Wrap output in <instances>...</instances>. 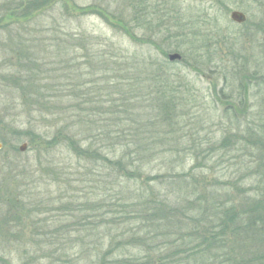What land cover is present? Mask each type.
<instances>
[{
	"label": "rangeland",
	"instance_id": "obj_1",
	"mask_svg": "<svg viewBox=\"0 0 264 264\" xmlns=\"http://www.w3.org/2000/svg\"><path fill=\"white\" fill-rule=\"evenodd\" d=\"M23 1L45 4L39 11L32 8L31 17L25 19L21 16L26 11ZM234 11L243 13L246 22H234ZM191 22L195 35L207 39L204 35L211 34L208 49L197 53L203 64L194 59L198 46L205 44L186 42L191 33L186 27ZM53 32L79 34L81 42H75L67 56L57 57L48 40ZM84 47L88 55L99 51L100 61L110 63L108 67L100 64L97 73L90 69L92 74L85 77L100 79V88L118 83L120 67L111 65L113 62L125 63L123 68L131 71L151 59L163 61L170 54L181 55L180 61L171 62L169 74L175 76L176 84L180 80L183 84L182 117L175 138L166 141L168 145L178 142L179 154L153 161L145 171L148 175L153 168V175L164 176L162 193L175 186L173 192L179 187L187 196L196 180L194 197L206 194L209 199L214 194L217 206L241 213L263 199L264 154L254 144L258 134L264 133V0H0V264H26L25 242L33 238L43 242L50 238L53 244L48 248L56 254L50 257L43 251L40 255L45 258L27 264H88L97 253L93 246L100 239V229L93 233L88 229L90 223L100 225V205L89 207L100 204V171L85 167L84 161L66 151L61 150L57 157L45 156L46 150L54 148L46 144L51 141L45 136L52 123L40 122L23 100L24 80L36 75L38 95H49L60 105L53 99L60 85L53 77H60L66 86L70 81L58 69L81 65L88 72L90 55ZM187 48L192 51L186 52ZM86 89L80 88V93ZM108 91L114 93V86ZM77 103L66 101L60 106L73 109ZM195 142L200 144L199 151L190 148ZM25 165L30 167L26 170ZM51 167L65 168L64 175L49 176ZM181 175L182 179L177 178ZM126 185L123 180L118 189ZM129 188L125 191L144 187L131 182ZM64 204L83 208L70 213ZM59 223H68L72 234L55 231ZM257 229L251 243L245 241V231L226 233L231 264L264 256V227ZM29 247L30 252L37 250L34 245Z\"/></svg>",
	"mask_w": 264,
	"mask_h": 264
},
{
	"label": "trees",
	"instance_id": "obj_2",
	"mask_svg": "<svg viewBox=\"0 0 264 264\" xmlns=\"http://www.w3.org/2000/svg\"><path fill=\"white\" fill-rule=\"evenodd\" d=\"M42 4L39 1H23L26 11L21 16L29 19L31 9L39 11ZM197 17L201 18L199 14ZM186 29L191 32L188 38L186 36V42L192 45L196 43V46L205 44V47L198 46L194 59L196 64L201 63L202 57L197 53L201 48H207L206 42L211 34L204 35L207 39L195 35L193 22ZM65 35L53 32V36L48 39L55 46L57 57L63 54L67 56L71 46H75V42H81L79 34ZM62 46H65V51ZM84 48L88 55L87 47ZM35 49L27 47L30 51ZM185 51L191 52L192 49L187 48ZM89 55L88 72H84L81 65H74L71 70L68 66L58 69L65 71L63 77L67 82L70 81L66 86L60 77H53L60 84L56 87L59 93L53 99L59 101L60 105L66 101L78 102L73 109L55 104L49 95H38L40 84L33 80L37 78L36 75L24 80L26 94L23 99L25 107L32 108L31 111L39 116L40 122L52 123L50 128H53H49L45 136L51 141V144H46L55 149L51 147L46 150L45 156L57 157L61 150L66 151L84 161L85 167H98L97 170L100 171V204L89 205L93 209L100 205V215L97 217L100 225L90 223L88 229L90 233L100 229V239L93 246L97 253L88 264H231L226 233L231 230L237 235L245 231L244 239L251 243L258 233V226L261 230L264 227V197L259 201L255 200L249 210L241 213L234 208L217 206L214 194L209 199L206 194L194 197L199 184L196 180L190 186L192 191L187 196L183 195L179 187L178 191L173 192L176 190L173 188L175 186L167 190L170 193H162L164 176L159 173L153 175V168L148 175H145V171L153 161L167 160L179 154V143L168 145L166 141L175 138L176 126L182 117L179 113L182 109L180 99L184 103L181 80L176 84L175 76L169 74L173 67L169 60L151 59L145 66L139 64L131 71L123 68L125 63L113 62L111 65L115 63L120 67L116 79L118 83L100 88V79L85 80V77H89L88 73L92 74L90 69H95L97 73L100 72V64L108 67L110 63L107 60L100 61L99 51L93 54L89 52ZM30 63L34 62L26 63V68ZM63 63L61 61L58 65ZM128 67L129 63H126V68ZM85 86L89 89L80 93L83 91L79 89ZM110 86L115 89L112 94L108 91ZM255 145L264 154V133L258 134ZM166 146H169L168 150L164 149ZM190 148L192 151H199L200 144L195 142ZM37 158L41 159L39 152ZM26 161L29 163L30 158ZM262 164L264 165V159ZM28 167L30 166L25 165L24 168L27 170ZM64 169L56 170L51 167L49 176H63ZM143 175L146 176L145 180L142 179ZM177 178L182 179L183 175ZM123 180L127 185L119 190ZM131 182H140L144 188L125 191V188L130 189ZM85 206L87 208L88 203ZM63 207L70 213H79L83 208L66 204ZM59 224L55 231L72 234L68 223ZM37 229L41 232L40 228ZM30 244L37 250L30 252ZM52 244L50 238L44 242L35 238L25 242L23 261L26 264L29 261L38 262L45 258L44 254L40 255L43 251L53 257L56 252L48 248ZM88 248L91 249V244ZM241 263L264 264V256L246 259L245 262L241 260Z\"/></svg>",
	"mask_w": 264,
	"mask_h": 264
},
{
	"label": "water",
	"instance_id": "obj_3",
	"mask_svg": "<svg viewBox=\"0 0 264 264\" xmlns=\"http://www.w3.org/2000/svg\"><path fill=\"white\" fill-rule=\"evenodd\" d=\"M231 19L238 24H242V23L246 22V16L243 13L238 12V11H234L231 13ZM168 58H169L170 62H176V61H180L182 59L181 55L178 53L170 54ZM25 148H26V146L23 145L20 148V151H22V152L25 151Z\"/></svg>",
	"mask_w": 264,
	"mask_h": 264
}]
</instances>
